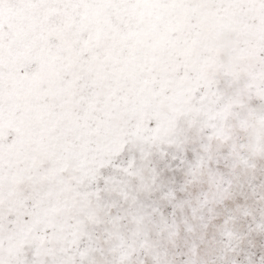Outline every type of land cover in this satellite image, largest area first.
<instances>
[{"label": "snow or ice", "instance_id": "snow-or-ice-1", "mask_svg": "<svg viewBox=\"0 0 264 264\" xmlns=\"http://www.w3.org/2000/svg\"><path fill=\"white\" fill-rule=\"evenodd\" d=\"M0 264H264V0H0Z\"/></svg>", "mask_w": 264, "mask_h": 264}]
</instances>
